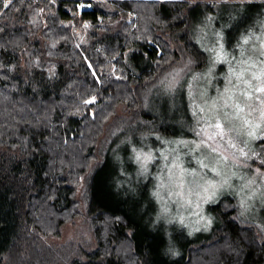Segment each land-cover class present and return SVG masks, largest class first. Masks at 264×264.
<instances>
[{
	"label": "trees",
	"instance_id": "1",
	"mask_svg": "<svg viewBox=\"0 0 264 264\" xmlns=\"http://www.w3.org/2000/svg\"><path fill=\"white\" fill-rule=\"evenodd\" d=\"M244 1L246 7L264 6V0ZM4 3L8 0H0V264H264V235L240 217L231 196L213 206L216 224L210 233L182 242L179 256L166 261L162 239L130 219L108 183L119 125L152 118L135 104L165 69L159 32L185 30L187 10L212 5L12 0L4 8ZM90 96L94 102L86 103ZM80 207L90 218L96 246L47 244Z\"/></svg>",
	"mask_w": 264,
	"mask_h": 264
},
{
	"label": "rangeland",
	"instance_id": "2",
	"mask_svg": "<svg viewBox=\"0 0 264 264\" xmlns=\"http://www.w3.org/2000/svg\"><path fill=\"white\" fill-rule=\"evenodd\" d=\"M178 1L212 6L187 10L185 30L159 32L158 55H165L157 58L165 69L135 104L152 118L119 125L115 169L108 178L130 219L162 239L166 261L179 256L182 242L210 233L216 224L213 206L224 196H231L240 217L264 235V139L259 138L264 136V92L257 91L264 88V6L246 7L244 0ZM241 148L248 158L240 156ZM224 180L228 184L205 200L209 182ZM80 208L59 235L46 238L47 244L96 246L90 218Z\"/></svg>",
	"mask_w": 264,
	"mask_h": 264
},
{
	"label": "snow or ice",
	"instance_id": "3",
	"mask_svg": "<svg viewBox=\"0 0 264 264\" xmlns=\"http://www.w3.org/2000/svg\"><path fill=\"white\" fill-rule=\"evenodd\" d=\"M11 3H12V0H8V3H4L3 4V7L4 8H8ZM81 7H84V5L82 4ZM245 42H247V41H245ZM221 51H222V46H221ZM217 59L218 60L219 59H223V57L218 53ZM257 91L264 92V88H259V89H257ZM93 102L94 101H86V103H93ZM215 127L216 128H220L221 126H220L219 123H217L215 125ZM257 127H259V125H257ZM249 136H251L253 138H256V133L255 132H250L249 133ZM259 138L260 139H264V136H261ZM209 139H211V137H209ZM197 147H199V145H197ZM233 147H235V145H233ZM239 151H240V156L241 157L248 158V153L244 150V148H241ZM253 156H255V153H253ZM139 158L140 157L138 156L137 159H139ZM148 159H151V157L149 156ZM260 163L261 164H264V159H261ZM217 175H219V173H217ZM227 184H228V181L227 180H224L223 183L220 184V185H217L216 183H213V182L210 181L209 184H208V187H206L204 189V192L205 193H209L208 195L205 196V200H210L213 196H215L216 190H217L218 187H223V186H225Z\"/></svg>",
	"mask_w": 264,
	"mask_h": 264
}]
</instances>
